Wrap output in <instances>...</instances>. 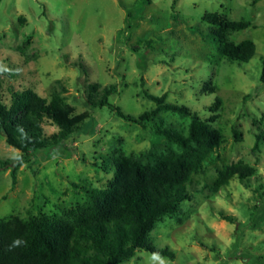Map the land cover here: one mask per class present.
Returning a JSON list of instances; mask_svg holds the SVG:
<instances>
[{
	"label": "rangeland",
	"instance_id": "1",
	"mask_svg": "<svg viewBox=\"0 0 264 264\" xmlns=\"http://www.w3.org/2000/svg\"><path fill=\"white\" fill-rule=\"evenodd\" d=\"M214 11L252 22L230 36L255 42L249 62L222 55L204 20ZM263 58L264 0H1L0 70L11 72L2 75L6 98L10 89L31 88L47 98L59 94L90 118L65 142L72 156L35 152L18 166L15 183L11 170L21 151L0 133V159L10 162L0 168V218L61 213L87 200L83 187L108 185L114 153L149 162L166 150L154 122L143 127L107 106H91L89 83L116 84L110 101L134 115L155 106L146 92L165 94L168 102L188 105L203 118L211 115L208 106L219 96L213 126L223 135L220 145L193 174L188 184L193 198L150 233L154 245L169 246L175 257L142 249L123 264H264ZM80 61L86 74L72 65ZM209 84L216 85L213 93L205 90ZM156 121L185 131L190 119L168 111ZM46 129L55 130L49 123ZM236 162L254 166L255 174L247 180L235 176L214 191L219 171Z\"/></svg>",
	"mask_w": 264,
	"mask_h": 264
},
{
	"label": "trees",
	"instance_id": "2",
	"mask_svg": "<svg viewBox=\"0 0 264 264\" xmlns=\"http://www.w3.org/2000/svg\"><path fill=\"white\" fill-rule=\"evenodd\" d=\"M204 20L211 25L209 34L219 42L224 57L238 62H249L253 58L256 53L253 40L235 42L230 39L233 32L249 28L251 21L229 19L218 11L205 13ZM72 65L87 73L81 61ZM3 74L11 75V72L0 70V133L9 145L21 151L11 170L15 183L18 166L30 161L35 152L54 151L65 157L72 156L65 142L83 128L90 115L76 113L64 96L55 94L47 98L31 88L10 89L8 100ZM207 85L205 90L213 93L216 85ZM117 88L116 84L100 87L91 82L87 102L94 107L107 106L111 112L143 127L154 122L155 133L167 141L166 150L149 162L123 152L114 153L115 172L108 185L83 187L87 200L61 213L41 210L27 218L19 215L0 218V264H123L142 249L175 257V251L169 246L154 245L150 233L160 220L176 214L185 200L193 198L188 184L223 138L220 130L213 126L219 118L222 100L216 96L208 106L211 115L203 118L188 105L168 102L165 94L146 92L155 106L134 115L110 101ZM168 111L189 117L185 131L156 121L162 112ZM46 123L55 130L48 133ZM235 133L240 140L242 134L236 129ZM261 139L259 135L255 148L260 146ZM8 165V159H0V168ZM255 172L254 166L243 162L227 164L219 171L211 188L218 191L233 177L247 180ZM221 215L236 222L233 215L224 212ZM16 240L21 243L15 245Z\"/></svg>",
	"mask_w": 264,
	"mask_h": 264
},
{
	"label": "clouds",
	"instance_id": "3",
	"mask_svg": "<svg viewBox=\"0 0 264 264\" xmlns=\"http://www.w3.org/2000/svg\"><path fill=\"white\" fill-rule=\"evenodd\" d=\"M21 243V241L20 240H16V241H14V244L15 245H19ZM156 259H158L159 257L157 256V257H155Z\"/></svg>",
	"mask_w": 264,
	"mask_h": 264
}]
</instances>
